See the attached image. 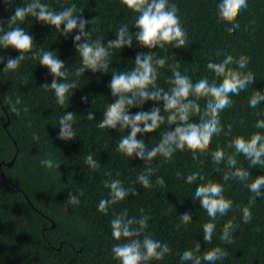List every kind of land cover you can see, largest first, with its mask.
<instances>
[{
    "label": "trees",
    "instance_id": "trees-1",
    "mask_svg": "<svg viewBox=\"0 0 264 264\" xmlns=\"http://www.w3.org/2000/svg\"><path fill=\"white\" fill-rule=\"evenodd\" d=\"M28 2L0 0V29L19 26L34 38L31 50L24 53L17 69L5 71L4 64L0 63V264H119L111 251L113 245L133 238L142 240L145 235L154 240L163 236L169 241V246L146 264H192V261H181L179 252L194 249L196 243L200 251L194 255L202 256L213 247L227 253L215 264H264V187L261 196L249 205L254 194L246 186L255 176L264 175V164L249 166V160L230 147L235 136L247 139L254 132L264 133V129L255 127L258 119H264V101L254 108L248 105L256 90L264 91V0H247V7L232 16L218 13L216 0H169L176 4L181 26L187 33L183 48L166 44L163 49L150 50L133 39L131 47L110 49L107 69L86 70L79 76L75 69L82 64L72 41L75 29L72 35L65 37L53 26L37 22L31 16L23 22L9 24L15 7ZM42 2L57 12L75 4V15L81 13L86 20L97 17L86 25L89 35L82 37L89 42L100 39L106 45L116 38L114 33L122 24H128L130 32L137 31L132 25L138 14L121 0ZM229 20H235L238 27H229ZM45 50L55 51L69 69L67 80L76 82L63 105L57 103L53 90L43 85L52 80L48 69L39 65V55ZM149 51L166 57V64L158 69L157 77V85L165 91L171 87L169 65L178 63L179 71L189 78L201 71L211 75L206 61L218 60L226 54L234 58L241 54L247 56V66L241 71H251L255 78L239 94H229L231 105L219 113L221 131L212 136L208 145H190L185 141L170 159L158 154L145 162L117 151L119 138L129 130L99 128L97 123L108 103L115 99L108 87L112 73L131 70L136 54ZM18 54L12 48L0 49V56L14 58ZM230 67L235 68L236 64ZM193 91L195 99L203 103L205 91ZM81 97L86 100L82 101ZM17 98L19 104L15 103ZM13 106L17 112L12 111ZM153 106L155 102L148 100L142 107H132L129 111L134 114ZM69 111L74 113L72 124L76 137L63 140L57 135L58 122L64 112ZM89 111L94 114L92 120L86 118ZM160 114L165 116V122L159 129L143 137L137 134V139H144L146 149L159 143L160 133L175 127L168 125L167 113L162 108ZM218 147L226 153L225 160L227 155H234L236 167L249 170L247 181L235 177L223 179L230 169L225 161L215 164L211 159V152ZM89 154L98 162L95 169L84 162ZM45 158L59 166L41 165L40 160ZM13 159V165L8 166ZM193 165L198 172L185 176V169ZM149 168L153 170L149 174L151 186L144 188L137 176L147 174ZM157 177L163 178V185L156 183ZM112 179H119L125 188H134L135 194L129 193L103 213L98 211L97 205L101 198L108 199L110 190L104 182ZM209 180L221 183L223 195L233 203L225 215L217 214L212 240L205 241L202 226L210 218L200 207L199 200L193 197L192 190ZM69 192L77 195L79 204L68 202ZM184 206L192 210V216L179 217ZM245 206L251 212L247 223L242 221ZM125 210L128 217L147 216V227L137 237L115 240L110 221ZM228 220L235 226L231 243L220 239L223 224ZM201 264L208 262L201 259Z\"/></svg>",
    "mask_w": 264,
    "mask_h": 264
},
{
    "label": "clouds",
    "instance_id": "clouds-1",
    "mask_svg": "<svg viewBox=\"0 0 264 264\" xmlns=\"http://www.w3.org/2000/svg\"><path fill=\"white\" fill-rule=\"evenodd\" d=\"M6 2H11V0H6ZM121 3L138 14L132 25L137 31L130 32L129 25L122 24L114 33L116 38L108 41L106 45L100 39L91 42L82 39L89 35L85 30L86 25L92 23L97 17L86 20L81 13L75 15V4L57 12L42 0H29L24 6L15 7L14 13L8 21L9 24H16L31 16L37 22L53 26L60 35L65 37L72 35L75 29L76 33L72 35V41L82 64V67L75 69L77 76L86 70L96 72L107 69L110 49L131 47L133 39L142 48L150 50L163 49L166 44H172L174 48H183L187 33L181 26L175 3H170L169 0H121ZM216 6L218 13L232 16L247 7V0H216ZM227 23L231 28L238 27L235 20H229ZM33 39L32 35L19 26L10 27L8 30L0 29V49L12 48L19 53L14 58L8 55L0 56V63L4 64L2 69L5 71L17 69L24 59V53L31 50ZM33 59H36L35 54H33ZM133 60L134 67L131 70L112 73L108 87L115 99L108 103L97 127L129 130L126 135L119 138L116 145L117 151L127 157L135 156L145 162L151 161L158 154L165 159H170L176 149L185 141L190 145H208L212 136L221 131L219 113L231 105L232 100L229 94H239L249 84H252L255 78L251 71H241L247 66V56L241 54L239 58H234L231 54H226L218 60L208 59L206 61L207 68L212 70L211 75L207 71H201L189 78L179 71L178 63L176 66L169 65L172 76L168 83L171 87L165 91L157 85V77L158 69L163 68L166 64V57L157 56L154 52L149 51L137 53ZM233 63L236 64L235 68L230 67ZM39 65L46 67L52 76L51 83L43 85L52 89L57 103L63 105L65 100L69 99V90L76 87L74 80H67L68 67L65 66L64 61L58 58L55 51L51 50L40 53ZM217 76L220 78L218 79ZM193 90L195 92L205 91L203 103L195 99ZM81 100L85 101L86 98L81 97ZM148 100L155 102V106L148 111H138L134 114L129 111L132 107H142ZM262 101H264V91L256 90L249 98L248 105L254 108ZM15 103H20L19 98ZM161 108L164 113H167L168 125H175V127L160 133L159 143L151 149H146L144 139H137V134L139 133L143 137V134L159 129L160 125L165 122V116L160 114ZM12 111L17 112L18 109L13 106ZM86 118L94 119L93 112L89 111ZM73 120V112H64L58 122V138L71 140L76 137L73 131ZM255 127L264 129V119H258ZM230 147H233L236 153H242L249 160V166L264 164V133L254 132L247 139L243 136H235L230 141ZM192 151L195 153L196 148L193 147ZM225 156L226 153L219 147L211 152V159L215 164L225 161L230 169L224 173L223 179L227 181L235 177L241 181H247L250 176L249 170L236 167L237 161L234 155H227L226 160ZM84 162L93 169L99 166L91 154L85 157ZM40 164L47 168L59 166L47 158L41 159ZM152 171L149 168L147 174L142 173L137 176V181L142 187L151 186L149 174ZM197 172L198 168L193 165L185 169L184 175L191 177ZM200 179H204L203 175L200 176ZM156 183L163 185V178L157 177ZM104 185L110 190L109 197L108 199L101 198L97 205L98 211L103 213H107L108 207L112 204L128 197L129 193L135 194L134 188H125L119 179L105 181ZM246 186L254 194L248 201V204L251 205L262 194L264 175L255 176ZM192 195L199 200L200 207L207 212L210 218L202 226V238L205 241H211L215 229L213 221L217 214L225 215L232 207L233 202L223 195V185L212 180L197 184L192 190ZM67 199L70 204H79L77 195H73L71 192L68 193ZM190 216H192V210L188 206L180 209L179 217ZM250 219L251 212L249 207L245 206L242 209V221L247 223ZM147 221V216L128 217L125 210L111 219V235L115 240H120L121 237H137L147 227ZM134 225H139V227H134ZM234 228L231 220L225 222L220 239L231 243V233ZM167 246H169V241L166 237L162 236L158 240H154L145 235L142 240L133 238L126 243L115 244L111 251L113 257L119 260V264H142V262L146 264ZM199 251L200 246L196 243L194 249L181 250L179 259L192 261V264H201V259H203L208 264H215V261L223 259L227 254L223 249L213 247L202 256L194 255V252Z\"/></svg>",
    "mask_w": 264,
    "mask_h": 264
},
{
    "label": "water",
    "instance_id": "water-1",
    "mask_svg": "<svg viewBox=\"0 0 264 264\" xmlns=\"http://www.w3.org/2000/svg\"><path fill=\"white\" fill-rule=\"evenodd\" d=\"M14 143H15V145H17L16 142H14ZM14 161H15V159H13L10 163H8V166H12Z\"/></svg>",
    "mask_w": 264,
    "mask_h": 264
}]
</instances>
